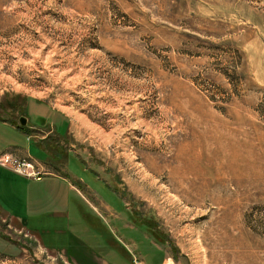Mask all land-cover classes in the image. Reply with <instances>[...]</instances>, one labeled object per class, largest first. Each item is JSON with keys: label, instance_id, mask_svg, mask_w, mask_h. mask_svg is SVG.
<instances>
[{"label": "rangeland", "instance_id": "374dc122", "mask_svg": "<svg viewBox=\"0 0 264 264\" xmlns=\"http://www.w3.org/2000/svg\"><path fill=\"white\" fill-rule=\"evenodd\" d=\"M32 100L66 143L0 120V149L57 176L10 177L38 204L0 211L28 248L0 264H264V0H0V119ZM185 143L208 175L179 183L160 157Z\"/></svg>", "mask_w": 264, "mask_h": 264}, {"label": "crops", "instance_id": "0c3cea01", "mask_svg": "<svg viewBox=\"0 0 264 264\" xmlns=\"http://www.w3.org/2000/svg\"><path fill=\"white\" fill-rule=\"evenodd\" d=\"M37 105V102L30 101L29 106L27 107L28 113L31 112L33 106ZM40 106V105H39ZM41 111L37 113L38 117H43V119H40L39 127L35 128L31 124V119H30V113L28 116L24 117L25 118V124L21 125L20 123V117L19 119H0L4 123H11L12 127L17 128L18 130H22L21 132H26V138L27 140H39V141H46V140H51L52 138L55 139V141L51 140L54 144L63 147L66 142L65 136L66 133V119L58 113V116H52L50 118V112L49 109H44L41 106ZM60 115V116H59ZM19 120V121H17ZM18 122V123H17ZM46 126V127H44ZM40 127L45 128L44 132L40 133ZM64 127V128H62ZM64 132V133H63ZM37 133L40 134V136H37ZM42 135V136H41ZM51 137V138H50ZM5 150L9 153H13L18 156H29L25 150L18 148V147H9L6 149H1ZM30 157V156H29ZM42 164V163H41ZM45 168V164H42ZM48 176L52 177H57L56 173L52 172L50 174H46ZM11 176H16L18 179H15L14 181L17 182L18 184H22L24 182H40L42 178L38 180L30 179L24 176H21L16 173H12L11 170H8L4 167L0 166V211L1 214L4 216H9L12 218L13 224L16 226H24L25 227V222L27 220V216L30 215L34 210H36V205L38 204V198L35 196L33 197L30 193H27L26 195H21L18 196L14 192V189L11 188L12 186V178ZM45 176V175H44ZM10 185L7 186V185ZM5 188L6 191V197L4 198V194L1 192V189ZM13 190V191H11ZM4 200H11V202H7L9 205H12L14 207H17L18 209V214L10 213L8 210L2 206ZM5 201V202H6ZM35 206V207H34ZM24 207V208H23ZM42 243V242H41ZM43 246L48 247L47 245L43 244ZM6 252V253H5ZM21 255V249L18 247V245L15 242H8L1 236L0 232V256L4 257L5 259H16Z\"/></svg>", "mask_w": 264, "mask_h": 264}, {"label": "bare ground", "instance_id": "6f19581e", "mask_svg": "<svg viewBox=\"0 0 264 264\" xmlns=\"http://www.w3.org/2000/svg\"><path fill=\"white\" fill-rule=\"evenodd\" d=\"M205 155L204 153H200L199 151H197V145L195 143H185L184 146L180 147L171 156H162L161 154L160 161L164 164H172V166L174 167V178L175 180L177 179L180 183L183 182L182 180H186L187 178H189V175L191 176V174L194 175L193 178L195 177V174H199L200 177L203 176V174L208 175V172L205 170V168L200 167V161ZM196 166L200 167V172L195 169Z\"/></svg>", "mask_w": 264, "mask_h": 264}, {"label": "built area", "instance_id": "2783aa9c", "mask_svg": "<svg viewBox=\"0 0 264 264\" xmlns=\"http://www.w3.org/2000/svg\"><path fill=\"white\" fill-rule=\"evenodd\" d=\"M0 166L4 167L12 172L23 175L30 179H40L42 175L50 174L49 170H44V166L29 156H18L13 153H9L0 149ZM6 223V220H5ZM9 223H7L8 225ZM0 232L7 240L15 242L19 245L21 250H28L24 243H21L20 239H12L10 236Z\"/></svg>", "mask_w": 264, "mask_h": 264}, {"label": "flooded vegetation", "instance_id": "af4514ba", "mask_svg": "<svg viewBox=\"0 0 264 264\" xmlns=\"http://www.w3.org/2000/svg\"><path fill=\"white\" fill-rule=\"evenodd\" d=\"M40 131L44 132V130H41V129H40ZM135 222H136L135 225L130 226V227L134 228V226H135L138 228H143L145 230H147L149 228V219H143V217L141 215L135 218ZM124 226H125V223H124ZM126 226H127V224H126ZM140 226H142V227H140ZM123 239H129V236H125L124 234L117 236V243H118L117 245L119 246V247L117 246V248L123 252H126L125 249L123 248V246L125 245V243L123 242Z\"/></svg>", "mask_w": 264, "mask_h": 264}, {"label": "trees", "instance_id": "16d2710c", "mask_svg": "<svg viewBox=\"0 0 264 264\" xmlns=\"http://www.w3.org/2000/svg\"><path fill=\"white\" fill-rule=\"evenodd\" d=\"M152 224L150 223V225H149V228L147 229V231H149V233H151L152 232V234H155L154 232H156L155 230H153V227H152V230L150 229V226H151ZM123 252V251H122ZM124 254H126V255H129V253L126 251V252H123ZM131 259V261H132V257L130 258Z\"/></svg>", "mask_w": 264, "mask_h": 264}, {"label": "water", "instance_id": "95a60500", "mask_svg": "<svg viewBox=\"0 0 264 264\" xmlns=\"http://www.w3.org/2000/svg\"><path fill=\"white\" fill-rule=\"evenodd\" d=\"M20 123H21V125H24L25 124V118L21 117L20 118Z\"/></svg>", "mask_w": 264, "mask_h": 264}]
</instances>
